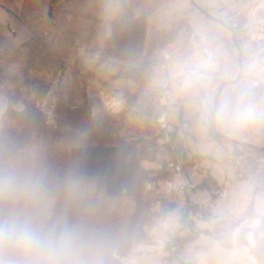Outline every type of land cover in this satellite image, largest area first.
Instances as JSON below:
<instances>
[{
  "label": "rangeland",
  "instance_id": "obj_1",
  "mask_svg": "<svg viewBox=\"0 0 264 264\" xmlns=\"http://www.w3.org/2000/svg\"><path fill=\"white\" fill-rule=\"evenodd\" d=\"M0 2L32 33L24 44L0 34V259L134 264L173 200L142 162L173 136L157 123V89L166 63L189 54L194 0ZM69 180L96 183L97 197L74 198L64 227L42 202L34 220L7 231L6 220L27 212L33 196L65 197Z\"/></svg>",
  "mask_w": 264,
  "mask_h": 264
},
{
  "label": "crops",
  "instance_id": "obj_2",
  "mask_svg": "<svg viewBox=\"0 0 264 264\" xmlns=\"http://www.w3.org/2000/svg\"><path fill=\"white\" fill-rule=\"evenodd\" d=\"M213 1L194 0L196 7L188 11L186 24L198 38V51L190 43L187 56L166 63L158 83L167 132L176 137L181 151L177 158L165 134L142 166L154 177L158 192L163 193V180L169 178L185 189L172 193L170 210L150 236L154 244L140 245L134 264H264L260 258L264 256V86L251 85L253 79L264 82V69L239 57L228 30L217 19L250 2L263 8L264 0H232L225 9H217ZM0 34L17 44L32 37L15 11L1 2ZM202 51L211 56L209 72L203 71L207 61ZM93 79L96 85L103 81L99 73ZM3 111L0 94V116ZM174 163L180 164V173L172 174L168 165ZM227 176L231 181L222 187ZM94 197L96 183L69 180L65 197L33 196L27 212L19 210L14 220L2 221L7 231L18 233L41 214L44 202L47 215L64 227L70 202ZM170 238L176 243L166 248L164 241ZM21 240L17 238L18 243ZM174 249V258L169 259ZM0 264L11 263L0 259Z\"/></svg>",
  "mask_w": 264,
  "mask_h": 264
},
{
  "label": "built area",
  "instance_id": "obj_3",
  "mask_svg": "<svg viewBox=\"0 0 264 264\" xmlns=\"http://www.w3.org/2000/svg\"><path fill=\"white\" fill-rule=\"evenodd\" d=\"M219 3L223 0H217ZM223 24L230 34L232 43L234 44L240 58L250 59L255 69H264V7H258L256 2H250L244 9H233L223 16ZM190 43L194 51H198L197 41L198 38L194 33L190 34ZM207 64L203 67V71H211L209 59L211 56L205 54ZM254 87L264 86L255 79L251 81ZM157 123L160 128L167 127V113L161 112ZM168 167L172 170V174L180 173L181 166L179 163L169 164ZM230 177L227 176L222 182V187H226L230 183ZM185 185L178 183L175 184L169 179L163 180V194L165 196L172 193H182ZM221 199L224 197L223 191L218 193ZM2 233H5L3 228Z\"/></svg>",
  "mask_w": 264,
  "mask_h": 264
},
{
  "label": "trees",
  "instance_id": "obj_4",
  "mask_svg": "<svg viewBox=\"0 0 264 264\" xmlns=\"http://www.w3.org/2000/svg\"><path fill=\"white\" fill-rule=\"evenodd\" d=\"M169 143L171 144V148H172L174 155L178 158L180 156L179 154H180L181 149H180L179 142L174 135L170 136Z\"/></svg>",
  "mask_w": 264,
  "mask_h": 264
},
{
  "label": "water",
  "instance_id": "obj_5",
  "mask_svg": "<svg viewBox=\"0 0 264 264\" xmlns=\"http://www.w3.org/2000/svg\"><path fill=\"white\" fill-rule=\"evenodd\" d=\"M193 4V3H192ZM194 7H196L194 4H193Z\"/></svg>",
  "mask_w": 264,
  "mask_h": 264
}]
</instances>
